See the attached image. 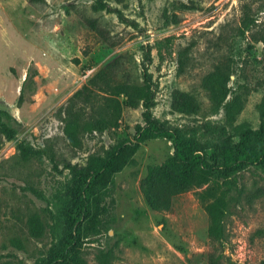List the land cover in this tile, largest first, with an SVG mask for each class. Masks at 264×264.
I'll list each match as a JSON object with an SVG mask.
<instances>
[{
    "label": "rangeland",
    "instance_id": "rangeland-1",
    "mask_svg": "<svg viewBox=\"0 0 264 264\" xmlns=\"http://www.w3.org/2000/svg\"><path fill=\"white\" fill-rule=\"evenodd\" d=\"M96 1L0 0V122L13 132L12 139L0 132V264H48L79 209V178L66 167L81 170L91 158H106L122 141H134L143 125V107L124 106L118 128L84 135L81 148L70 146L64 111L73 106L83 120L99 116L106 94L98 88L93 104L72 99L100 71L113 84L138 86L147 72L154 119L216 164L239 142L225 107L204 87L217 66L231 75L226 102L241 106L233 126L248 123L256 131L261 123L264 0H103L121 15L96 12ZM176 92L193 96L199 111L174 110ZM20 145L34 156L24 160ZM250 147L264 150V138ZM173 153L171 141L149 140L107 188L95 190L96 219L83 224L75 264H209L213 245L198 190L176 196L163 213L140 190L148 169ZM231 184L221 264H263L264 166L235 171ZM34 216L44 224L40 238L30 234Z\"/></svg>",
    "mask_w": 264,
    "mask_h": 264
},
{
    "label": "trees",
    "instance_id": "trees-1",
    "mask_svg": "<svg viewBox=\"0 0 264 264\" xmlns=\"http://www.w3.org/2000/svg\"><path fill=\"white\" fill-rule=\"evenodd\" d=\"M93 8L96 12L105 11L121 15L118 9L110 7L103 0H97ZM184 8L195 7L184 5ZM247 21L248 18L245 17L244 24ZM36 74L34 70L28 78ZM230 76L224 67L217 66L204 81V87L209 92L211 100L217 107H225L227 122L239 136L237 147L227 148L223 152L220 164L213 163L205 152L198 150L195 143L185 140L178 131L167 129L154 119L152 115L154 93L147 72L144 73L145 84L138 86L126 83L113 84L110 75L103 70L94 75L81 90L76 92L72 99L74 104L75 102L93 104L97 96L93 91L94 88H98L106 96L103 97L104 106L100 107L99 116L91 120H83L82 114L73 112V106L66 107L64 112L68 119L65 120L63 132L72 148H81L84 135L95 132L103 133L118 128L124 106L132 109L143 107V125L137 127L134 141H122L106 158H91L86 167L81 170L69 165L66 167V169L75 171L79 178V209L70 216L68 237L61 248L52 254L48 264L80 262L77 248L82 239L83 224L96 219V214L93 213L95 190L107 188L113 176L132 162L140 145L156 138L171 141L174 153L161 165L150 167L146 177L141 181L140 190L147 204L155 212H168L176 196L198 190L196 196L208 216V237L213 245V252L209 255L208 262L209 264H221L226 260L220 248L226 239L224 222L228 210V196L231 192V176L235 171L243 170L251 165L264 166V150H255L250 147L253 140L264 138V96L258 107L261 123L256 131L248 123L233 126L241 106L235 102H226L230 96ZM27 79L17 100L19 108L25 101ZM122 97L125 99L124 102L121 101ZM173 107L174 110L185 114L199 111L197 100L183 92L175 93ZM0 132L8 139L13 138V132L1 122ZM19 150L26 161L35 154L23 145L19 146ZM52 161L55 159L52 158ZM55 167L58 168V165ZM220 181L223 183L221 184ZM222 185L227 189L220 191ZM29 229L30 234L35 238H40L44 234V224L37 216L30 219ZM262 234L264 235V231Z\"/></svg>",
    "mask_w": 264,
    "mask_h": 264
}]
</instances>
